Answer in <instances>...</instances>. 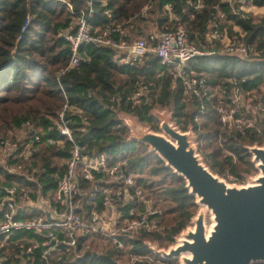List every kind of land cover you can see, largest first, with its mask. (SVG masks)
<instances>
[{
  "label": "trees",
  "instance_id": "obj_1",
  "mask_svg": "<svg viewBox=\"0 0 264 264\" xmlns=\"http://www.w3.org/2000/svg\"><path fill=\"white\" fill-rule=\"evenodd\" d=\"M66 1L74 7L75 14L71 17L66 3L60 0H0V135L19 127L24 121H30L42 128L44 138L61 139L56 132L47 131V128L51 119L67 104L66 118L69 119L73 138L83 147L84 154L105 155L109 163L127 160L131 169L138 172L145 170L149 174L147 180L139 177L138 183L164 209V229L161 233L143 235L142 238L165 247L195 216L198 209L196 198L189 194L183 177L165 166L163 160L147 145L128 137L130 131L126 123L117 118L115 109L153 126L156 119L151 109L171 104L172 121L183 132L192 129L197 151L214 174L240 176L253 173L256 169L246 147L254 144L264 146V119L260 133L241 135L226 131L213 108V88L232 79L246 90H260L264 87V59H243L220 53L216 47H207L213 53L188 60L185 70L196 71L205 77L210 87V101L206 97L189 99L180 81L173 79L157 57L120 64L116 50L90 44L81 46L79 50L87 57L86 61L68 72L58 74L70 56L69 44L59 36V31L69 27L70 19H76L78 10L86 7L84 0ZM146 1L93 0L94 11L89 27L91 30L103 29L130 21ZM263 2L253 0L258 6ZM167 3L172 4L190 41L202 49L205 48L200 45L201 41L209 45L205 42V32L214 5L227 13L231 21L228 25L230 35H237L242 42L264 48V15L244 18L240 14H232L228 4L222 0H207L206 7L198 11L187 8L185 0H158L157 5L162 9ZM106 10L111 11L110 15L106 14ZM27 15L30 22L21 31ZM158 21L161 29L166 24L168 28L172 27L174 23L165 17ZM234 25L239 31L233 30ZM174 81L176 84L173 88ZM139 83H154L155 87L135 104L127 97ZM119 96L121 99L117 98ZM202 103L204 109L201 113ZM70 148L67 140L59 144L43 141L39 146L32 165L37 168L34 176L44 186V192H52L64 173L66 165L59 167L57 160L67 162ZM12 179L6 175L3 183L11 184ZM25 184L31 185L27 181ZM23 234L17 233L14 239ZM31 235L28 233L26 236L30 238ZM135 250L157 257L141 244H136ZM105 253L115 262L124 260V256L119 254ZM35 256L34 264H45L40 250L36 251ZM63 258L69 261L72 255L63 254ZM0 264H18V261L10 259ZM66 264L108 263L86 253Z\"/></svg>",
  "mask_w": 264,
  "mask_h": 264
},
{
  "label": "built area",
  "instance_id": "obj_2",
  "mask_svg": "<svg viewBox=\"0 0 264 264\" xmlns=\"http://www.w3.org/2000/svg\"><path fill=\"white\" fill-rule=\"evenodd\" d=\"M60 1L66 3L70 17L75 14L72 3ZM84 1L86 7L78 10L75 22L71 21L69 27L59 31V36L69 44L70 56L58 74L86 61L87 57L79 50L81 46L90 44L116 50L120 64H132L149 56L157 57L173 79L180 81L189 99L206 97L210 101V87L205 77L196 71L187 72L185 66L191 58L213 52L190 41L172 4L162 6L168 21L174 22L169 28L155 26L140 31L134 30L132 25L125 28L127 22H122L91 30L89 20L94 11L93 0ZM222 1L228 4L232 14H240L244 18L264 14L254 13L256 8L264 9V2L258 6L253 0ZM206 2L185 0V5L198 11L206 7ZM153 8L154 4L149 1L136 16L146 17ZM110 13L106 10L107 15ZM227 17L218 5L213 6L205 42L211 48L216 47L220 53L250 60L264 59V48L242 42L237 35L229 34L231 21ZM29 22L30 16L27 15L21 31ZM232 28L239 31L235 25ZM175 84L174 81L173 88ZM152 87H155L154 83H139L127 99L139 103ZM117 98L121 99L120 96ZM213 98V108L226 131L241 135L260 133L264 119V91L246 90L238 81L228 79L224 85L213 88ZM203 109L202 103L201 113ZM67 110L65 104L47 128L61 139L44 138L42 128L30 121L22 122L19 127L9 130L6 136L0 137V263L11 259L18 264H34L36 251L40 250L45 264H66L86 253L98 257L100 254L108 255L107 251L124 256L123 262L118 260L116 264H166V260L155 252L164 248L142 238L143 235L162 232L164 209L139 185L140 176L129 167L127 160L109 163L105 155L83 153V147L73 138L69 119L65 115ZM63 140L71 144L65 171L53 191L44 192V186L34 176L37 168L32 165L33 157L43 141L59 144ZM253 164L256 165L255 162ZM6 175L13 177L11 184L3 183ZM226 178L236 186L248 185L247 180L238 175L228 173ZM25 181L31 185L25 184ZM32 210L35 214L30 215ZM17 233L24 234L14 239ZM28 233L37 238H32V235L28 238ZM136 244L146 247L157 257L137 252ZM63 254L72 255L71 260L66 261Z\"/></svg>",
  "mask_w": 264,
  "mask_h": 264
},
{
  "label": "water",
  "instance_id": "obj_3",
  "mask_svg": "<svg viewBox=\"0 0 264 264\" xmlns=\"http://www.w3.org/2000/svg\"><path fill=\"white\" fill-rule=\"evenodd\" d=\"M126 126L139 141L150 147L165 166L185 180L196 204L205 205L214 224L206 236L204 214L192 218L191 228L181 233L178 243L167 250L155 251L165 260L180 257L181 264H263L264 263V147L249 146L252 162L260 173L246 186H228L203 162L191 129L181 131L163 116L162 133L140 131L134 122ZM184 254H188L185 256ZM101 260L116 264L108 255Z\"/></svg>",
  "mask_w": 264,
  "mask_h": 264
},
{
  "label": "rangeland",
  "instance_id": "obj_4",
  "mask_svg": "<svg viewBox=\"0 0 264 264\" xmlns=\"http://www.w3.org/2000/svg\"><path fill=\"white\" fill-rule=\"evenodd\" d=\"M149 1H151L153 4H154V8L152 10H150L147 14L146 17H138L136 16V14L140 11V9L146 5ZM158 1L157 0H147L141 7L140 9L134 14V17L129 20H127V24L124 25L125 28H128L129 25H131V22H133V28L137 29V30H140V31H145L147 29V27H151V25L155 22V23H158V19L159 18H166L167 19V15L163 13L162 9L160 7H158ZM254 13H264V9H260V8H256L254 9ZM161 14V16H160ZM259 15H264V14H259ZM70 20H72V22H75V18L73 17V19L71 18ZM129 21V22H128ZM170 23V22H168ZM168 26L167 24L165 25V27ZM161 28V27H159ZM200 45H202V47L205 48V50H207V47H210L209 45H205V44H202V41L200 43ZM214 48V47H213ZM151 56L149 57H145V58H142L140 61H137V62H141L143 60H146L148 58H150ZM260 91L263 92L264 91V87L260 88ZM171 104L168 105V106H165V107H154L151 109V113L153 115V117L156 119L155 123L153 126L151 125H146L144 123H141L137 120V118L131 114H128L126 112H123L121 110H119L118 108L115 109V112H116V116L118 119H120L123 123H128V122H134L137 124L138 126V129L142 132L144 131H151V132H155V133H163V131L161 130L160 128V123H161V119L163 116H166V117H169L170 118V122L176 126L174 124V122L172 121V118H171ZM177 127V126H176ZM178 128V127H177ZM129 129V128H128ZM180 130V129H179ZM130 131V130H129ZM9 133V131H6V133H1L0 137L2 136H6L7 134ZM128 137L131 139L132 137H135V133H132L131 131L128 133ZM256 145V144H254ZM252 146V145H251ZM258 146V145H256ZM260 147H264V146H260ZM149 150H150V147L148 146ZM202 158V156H201ZM203 160V158H202ZM250 161H251V158H250ZM204 162V161H203ZM253 164V162H251ZM57 165L59 167H65L66 165V161L65 160H57ZM255 168V166H254ZM256 169V168H255ZM134 170V169H133ZM140 177H143L144 179H148L147 177H150L149 174L144 170L142 172H138L136 170H134ZM259 174L258 170L256 169L255 172L253 173H244V174H241L240 177L244 178L245 180H247L248 184H251L252 182V179H254L257 175ZM217 175L221 180L225 181L228 185L232 186V182L229 181L227 178H226V175L223 174V175H218V174H215ZM152 179V178H150ZM198 209L196 211V214L198 213V210L200 208V205H198ZM35 214V212H33V210L31 211V214ZM195 214V216H196ZM193 216L192 218L194 219ZM204 222H205V225H206V229H208L212 223L211 221V216H210V213H205L204 214ZM191 228L192 227V219L191 221L189 222V224L181 231L179 232L178 234H176L174 237H173V240L171 241V243H169L168 245L165 244V247H160V248H164L165 250L168 249L169 246H174L177 242V239L181 237V233H183L184 231H186L187 228ZM168 262H165L166 264H181L180 260L178 258L176 259H170V260H166ZM264 264V263H263Z\"/></svg>",
  "mask_w": 264,
  "mask_h": 264
},
{
  "label": "bare ground",
  "instance_id": "obj_5",
  "mask_svg": "<svg viewBox=\"0 0 264 264\" xmlns=\"http://www.w3.org/2000/svg\"><path fill=\"white\" fill-rule=\"evenodd\" d=\"M259 175H260V173L257 176H259ZM228 186H230V185H228ZM199 211L203 212V214L210 213L212 223H211V225H210V227L208 229H206V225H205V222H204V225H205V233H206V236H208L209 235V232H210V230H211V228H212V226L214 224L213 214L211 213V211L205 205H202V204L200 205V208H199L198 212ZM193 229L194 228L192 226L191 227V230H193ZM181 255L183 256V254H181ZM184 255L189 257L188 254H184ZM182 256H180V257H182ZM180 257L178 258L179 260H180Z\"/></svg>",
  "mask_w": 264,
  "mask_h": 264
},
{
  "label": "crops",
  "instance_id": "obj_6",
  "mask_svg": "<svg viewBox=\"0 0 264 264\" xmlns=\"http://www.w3.org/2000/svg\"><path fill=\"white\" fill-rule=\"evenodd\" d=\"M131 25H132V24H131ZM132 26H133V25H132ZM155 26H156V27H160L159 23H155V22H154V23L151 25V27H147V29H151V28H153V27H155ZM147 29H146V30H147ZM134 30H135V28H134ZM146 30H145V31H146Z\"/></svg>",
  "mask_w": 264,
  "mask_h": 264
}]
</instances>
